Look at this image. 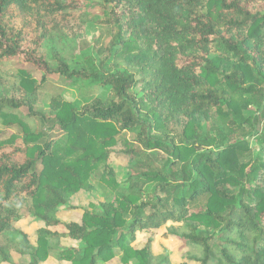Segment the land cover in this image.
<instances>
[{"label": "trees", "instance_id": "1", "mask_svg": "<svg viewBox=\"0 0 264 264\" xmlns=\"http://www.w3.org/2000/svg\"><path fill=\"white\" fill-rule=\"evenodd\" d=\"M89 24L108 40L83 45ZM56 38H81L78 53ZM13 58L39 77L0 68V121L17 127L0 140V264H171L133 247L163 226L198 264H264V0H0V64ZM54 79L105 93L43 108ZM118 143L122 181L106 161ZM93 178L114 199L60 223ZM29 215L35 243L15 227Z\"/></svg>", "mask_w": 264, "mask_h": 264}, {"label": "rangeland", "instance_id": "2", "mask_svg": "<svg viewBox=\"0 0 264 264\" xmlns=\"http://www.w3.org/2000/svg\"><path fill=\"white\" fill-rule=\"evenodd\" d=\"M84 44L94 45V40L98 39L100 42L105 43L108 40L107 30L100 24H89L85 27L84 35L82 36ZM80 39L73 40L72 42L60 41L55 39V47L61 50L67 59H71L73 54L78 53V41ZM1 70L17 71L20 69L31 71L37 78L39 77L34 67L31 64H22L18 58H13L5 60L0 64ZM61 93L63 97L67 100H78L81 102L89 101L94 97H103L104 90L100 89L96 85H88L87 82H77L72 84L68 81H61L60 79L51 80L44 89L39 92L38 98L40 99V106L43 108L48 107V102L50 97L54 93ZM22 112L25 113L22 108ZM38 123V127H39ZM17 130V127H5L0 121V140L8 138ZM250 144L253 145V140L250 139ZM121 144L118 143L110 148V152L107 157V164L113 169L114 175L118 181H122L126 177V173L129 168V159L122 153ZM94 188L90 191L80 190L76 192L68 201L66 205L58 207L57 217L60 223H65L68 221L81 220L83 209H91L93 206H97L100 201L104 200V197H110L114 199V190L106 187L103 189L99 186L96 179H92ZM74 206L76 208H70ZM43 226V223L34 218L33 216H27L20 218L16 223L15 227L24 231L30 242L35 243L36 230ZM52 230L64 233L66 230L63 224H58L54 227H50ZM146 241L150 242V250L154 255H166L171 264H179L185 262L186 264H198L196 261L191 260L188 256L194 250L189 248V246L184 245L181 240L169 234L168 227L163 226L156 230H147L137 234V240L134 241V248H141L144 246ZM59 243L63 247L68 246H78L80 241L72 240L70 238H60ZM80 243V244H79ZM13 257L12 263H1V264H20V255L15 252H11ZM40 264H67L64 261L56 260L54 258H49ZM102 264V263H98ZM106 264H119V256L112 258L107 261Z\"/></svg>", "mask_w": 264, "mask_h": 264}]
</instances>
